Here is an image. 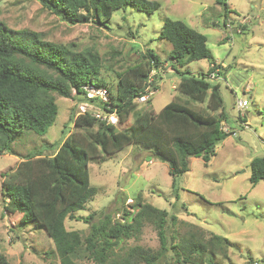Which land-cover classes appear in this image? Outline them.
I'll return each mask as SVG.
<instances>
[{"label":"rangeland","instance_id":"374dc122","mask_svg":"<svg viewBox=\"0 0 264 264\" xmlns=\"http://www.w3.org/2000/svg\"><path fill=\"white\" fill-rule=\"evenodd\" d=\"M157 1L160 7L152 13L132 7L115 11L109 28L105 29L92 22L69 24L42 6L40 0H0V21L8 28L30 29L42 39L73 44L77 50H96L101 56L100 74L113 87L116 72L137 62L147 47L160 56L163 65L155 68L161 76L158 88L147 101L136 102L127 121L117 128H123L144 109L158 112L170 99L182 97L176 87L179 74L175 69L169 71L171 61L167 54L171 44L159 37L165 17L180 19L203 33L213 60L223 67H217L214 78L207 77L212 84H219L226 118L221 125L229 134L216 145L215 155L207 163L199 157H190L189 169L174 178L168 174L167 163L136 143L125 145L100 161H91L89 179L95 193L83 208L74 212L79 219L65 218V228L79 231L84 238L90 223H98L106 216L111 223L123 221V217H131L137 210L138 202L149 203L168 212V244L191 231L200 234L203 240L219 234L228 239L230 246L226 255L215 257V264H264V179L253 186L248 179L250 160L264 155V0H226L230 8L227 29L221 24L223 9L216 0ZM216 23L220 25L212 26ZM210 66L209 60L200 59L179 70L207 74ZM54 97L58 110L47 132L39 135L23 130L12 144L14 154H0V188L4 175L27 152L42 147L40 152L50 155L69 131L79 129L86 133L96 128V125L78 128L70 120L72 110L77 114L87 108L79 102L81 94L73 92L71 98L54 94ZM238 99H246L248 104L238 109ZM94 112L100 110L95 108ZM220 113V109L213 112ZM44 143L54 146L43 148ZM173 179L177 197L172 191ZM4 203L0 194V251L8 261L59 264L54 243L45 230L24 223L20 212L5 211ZM89 214H92L90 222L80 219ZM171 214L176 220L169 219ZM136 245L151 250L159 248L153 223L143 219L136 233L116 242L112 249L125 255L128 248ZM89 256L85 250L77 262L95 264ZM193 260L199 259L193 256ZM172 264L185 263L172 259Z\"/></svg>","mask_w":264,"mask_h":264},{"label":"trees","instance_id":"16d2710c","mask_svg":"<svg viewBox=\"0 0 264 264\" xmlns=\"http://www.w3.org/2000/svg\"><path fill=\"white\" fill-rule=\"evenodd\" d=\"M216 2L223 9L221 24L229 28L227 1ZM40 3L69 24L92 22L105 29L119 9L132 7L152 13L160 7L157 0H40ZM159 37L171 44L167 59L179 74L176 87L182 97L170 99L158 112L142 110L123 128L104 123L89 110L83 114L72 110L70 120L74 126L88 129L96 125V128L86 133L79 129L69 131L50 155L42 154V147L27 152L1 181L4 210L20 212L24 223L43 228L54 243L59 264H79L77 258L85 250L95 264H172V259L185 264H215V257L226 255L230 246L222 235L211 234L203 240L194 231L168 244L167 210L141 202L132 216L123 217V221L111 223L106 216L98 223H90L84 238L79 231L65 228V218L79 219L74 212L83 208L95 193L90 185L89 162L100 161L105 155L136 143L167 163L168 174L174 178L189 169L190 157H199L207 163L215 155L216 145L229 135L221 125L226 118L219 84L207 79L214 68L223 67L213 60L206 36L180 19L165 17ZM72 45L42 39L30 29L13 30L0 21V154H14L12 144L23 130L46 133L57 115L54 94L71 98L73 91L75 95L83 93L82 86L87 83L107 88L110 108L103 102L95 101V105L105 111L114 109L117 125L125 123L150 71L163 65L160 56L147 47L137 62L116 72L113 87L100 74L99 53L92 48L77 50ZM200 59H207L214 66L208 68L207 74L179 70ZM160 78V73L154 75L155 89ZM80 98L79 102L86 101L82 94ZM218 109L221 113L213 114ZM42 146L51 148L54 144ZM249 170L252 186L263 180L264 155L254 156ZM171 185L177 197L174 179ZM80 219L88 223L92 214ZM143 219L154 224L159 248L151 250L136 245L128 248L125 255L114 251L112 246L136 233ZM169 219L174 221L176 216L171 214ZM171 237L176 239L174 234ZM193 256L199 260L194 261ZM0 264H11L1 251Z\"/></svg>","mask_w":264,"mask_h":264},{"label":"built area","instance_id":"2783aa9c","mask_svg":"<svg viewBox=\"0 0 264 264\" xmlns=\"http://www.w3.org/2000/svg\"><path fill=\"white\" fill-rule=\"evenodd\" d=\"M211 67H214L212 64H210ZM218 68H214L208 75L214 78L216 76L215 72H217ZM169 71H173L169 69ZM157 73L155 69H152L149 75L146 79V84L142 90V92L134 98L135 102H144L147 101L150 96L154 94L156 89L153 87L152 83L154 81V75ZM208 76V77H209ZM174 87V86H173ZM83 93L82 95L87 99L86 102H83L81 106H87V108L83 109L82 111L78 113H85V111L89 110L91 111V114L93 113L97 118H99L101 121L105 122L106 124H113L115 125L118 121L117 114L115 110L112 111H105L100 109L95 105V101L103 102V103H109V92L105 86H97L94 84L87 83L82 86ZM248 101L246 99H238L237 100V107L238 109L246 106ZM110 108L109 104L107 106ZM97 108L100 110V113H95L94 109Z\"/></svg>","mask_w":264,"mask_h":264},{"label":"clouds","instance_id":"9594fccd","mask_svg":"<svg viewBox=\"0 0 264 264\" xmlns=\"http://www.w3.org/2000/svg\"><path fill=\"white\" fill-rule=\"evenodd\" d=\"M171 70H173L172 68H171ZM151 72V71H150ZM157 89V88H156ZM73 92H75V91H73ZM82 94V93H81ZM86 99V98H85ZM86 101H87V99H86ZM86 101H84V102H86ZM135 102V101H134ZM81 103H83V102H81ZM248 104V103H247ZM79 114V113H78ZM81 114H83V113H81ZM92 115H94L93 113H92ZM95 116V115H94ZM96 117V116H95ZM118 117V116H117ZM97 118V117H96ZM99 119V118H98ZM100 120V119H99ZM105 123V122H104ZM117 123H118V121H117ZM117 123L114 125V126H117ZM110 125H113V124H110Z\"/></svg>","mask_w":264,"mask_h":264}]
</instances>
